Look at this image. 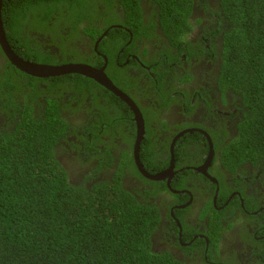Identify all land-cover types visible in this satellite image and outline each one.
Listing matches in <instances>:
<instances>
[{"label":"trees","instance_id":"1","mask_svg":"<svg viewBox=\"0 0 264 264\" xmlns=\"http://www.w3.org/2000/svg\"><path fill=\"white\" fill-rule=\"evenodd\" d=\"M41 1H51L49 4L56 8L64 5L63 10L76 17L84 16L88 25H95L96 20L103 16L98 2L102 1L109 12L113 8L112 0ZM152 1L157 5L158 12L154 13L158 14L166 39L177 49L179 57L185 55L190 60L195 55H203L202 58L208 57L212 62L221 61L214 75L217 89H231L246 108L236 139L233 138L231 144L225 147L228 157L264 166V0H214L202 5L206 6L209 11L206 15L210 17L197 22L198 26L204 24V28L195 37H188L195 28L190 19L193 0ZM118 2L124 10L133 12L130 16L135 14L139 18L141 0ZM20 3V0L8 3V10L2 12L4 25L15 24L21 16L17 15L16 9V4ZM72 7L77 12L72 11ZM109 17L104 16L97 27L112 23ZM151 22L148 21L147 25L154 32V22ZM11 28V37H15L17 30L14 26ZM86 32L94 36L99 33L93 30ZM204 37L209 41L206 42ZM191 38L195 39L194 42ZM75 51L80 53L78 48ZM1 53L4 54L3 51ZM167 53L173 56L171 50ZM155 59L158 65L168 64L165 60ZM70 60L78 61L80 57ZM2 62L0 59V264H184L171 251L166 253L157 246L152 238L159 225L161 211L165 208L169 210L173 203L163 202V199L152 202L146 198L143 202L130 191L133 183L127 188L123 181L125 176L144 179L131 157L134 135L122 130L126 126L134 132L136 130L128 106L98 84L101 86L99 91L93 89L89 93L93 107L102 109L93 127L87 128L75 119L69 120L63 111L72 108L74 96L68 101L70 104L62 106L55 100L56 95L73 91L76 84L83 88L94 83L85 76L67 74L52 78L54 81L48 82L47 87L41 86L39 90L42 93L39 94L44 102L38 105V110L33 106L36 100H30L31 104L19 108L17 101L27 94L23 93L24 90L27 86L32 88L37 78L18 70L10 61L11 69H7V63L3 66ZM170 68L173 67L170 65L168 70ZM111 77L120 88L139 101L133 91L144 93L155 85L159 95L165 93L161 78H150L145 84H140V78L130 73L116 71V77ZM186 77L190 79L192 75L186 73ZM99 92L103 93L109 106L100 103ZM6 94L10 96L7 98ZM15 97L19 98L15 100ZM184 99L179 98L180 103ZM112 107L116 111L114 116L108 114ZM156 126L147 121L140 150L141 160L151 174L160 168L153 151L155 145L152 138ZM162 128L166 130L164 126ZM82 130L84 136L78 137L79 142L92 133L86 140L87 150L84 153L90 160H96L98 167L92 168L90 162L82 161L80 144L73 142V137ZM211 135L215 145L217 142L220 144L221 140ZM186 136L191 137L189 141L203 138L199 132L187 133ZM116 138L130 142V152L123 155L116 152L122 156L117 162L112 153L117 148ZM76 144L77 152L72 153L68 147L73 149ZM101 145L105 146V150L97 147ZM216 149L219 146L216 145ZM174 156L179 160L181 153L178 149ZM68 158L77 166L68 167ZM218 180L215 190L223 188L222 179ZM146 181L155 185L154 190L149 191L153 196L163 189L168 191L162 181ZM177 184L178 179L172 182V186ZM171 196L177 198L175 194ZM219 196L224 198L226 194ZM158 204L165 207L159 209ZM262 209L264 211V207ZM184 210H176L179 219ZM168 219H171L169 215ZM253 222H263L264 225V214ZM245 228L241 232L250 235L252 244L258 246L259 252H254V255L258 260L264 259V240L253 237ZM192 230L189 227L184 232L188 234ZM210 231H206L210 241L206 246L208 253L205 243L200 251L204 257L203 264L225 258L220 249L223 246L222 251H225L227 244ZM228 264L240 262L236 259Z\"/></svg>","mask_w":264,"mask_h":264},{"label":"flooded vegetation","instance_id":"2","mask_svg":"<svg viewBox=\"0 0 264 264\" xmlns=\"http://www.w3.org/2000/svg\"><path fill=\"white\" fill-rule=\"evenodd\" d=\"M20 1V4H16V9L17 15L21 16L17 18L15 24L11 22L13 25H5L6 38L9 45H12H10L11 49L18 53H16L17 55L21 54L19 56L32 62L51 66L83 62L90 64L93 68L101 69L106 65L105 73L117 87L119 86L111 77V75L116 77V71L139 77L140 84H145L150 78L153 80L162 79V88L165 93L159 95L160 92L155 90V85L151 88L148 87L150 91L144 93L133 91L140 101L119 87L139 107L145 122V134L147 121L157 125L152 139L153 145H155L153 149L155 161L159 162L160 168L154 174L162 173L171 167L172 148L174 155L177 149L181 153L179 160L174 156L172 167L174 174L170 186L166 182L168 179L161 180L165 183L168 191L163 189L160 194L151 195L149 191L152 192L155 185L146 181L150 179L142 175L138 168L139 175L144 179L136 176H125L123 179L127 188L131 182L133 183V188L130 191L143 202H146V198L152 202L163 199V202L167 200L173 203L174 206H171L169 210L165 208L161 211L159 225L155 230V233L161 231L159 236L161 241L157 243V246L166 250V253L171 251L184 264H203L204 257L200 251L203 249L204 243L206 249L209 241L206 231L209 227L211 234L227 243L225 258L210 262V264H228L236 259L241 260L240 264H263L264 259L258 260L255 255L246 254L240 248L245 247L247 250L256 248V252H259L257 247L252 245L250 235L241 232L245 226H247L245 230L251 232L253 237H261L260 241L264 240V227L248 226L251 221L261 218L264 214L262 209L264 207V171L262 172L264 166L260 162V164H255L239 161L237 157L233 160L225 152V147L231 144L238 135L239 122L243 118L246 108L240 103L241 98L231 89H217L214 75L222 62H212L208 57L202 58L203 55H195L190 60L185 55L179 57L177 49L172 47L166 39V33L162 30L157 18L158 14L154 13L158 12L157 5L152 0H141L139 18L135 14L130 16L133 12L124 10L118 0L111 1L113 8L110 12L107 6L102 4V1L98 2L102 18L110 15L109 18L112 19V23L109 25L98 27L97 24L102 18L96 20L95 25H88L84 16L71 15V12L63 10L64 5L62 6V4L60 8H56L55 5L49 4L51 1ZM213 1L193 0L190 19L195 28L192 30L191 36L188 37H195L204 28V24L198 26L197 22L210 16L206 15L209 11L206 6L202 5ZM9 2L11 3L12 0H3V13L8 10ZM72 11H76V9L72 7ZM148 21L154 22V32L148 28ZM13 26L17 30L15 37H11V27ZM86 30L99 31V33L97 32V36H94L87 33ZM204 39L206 42L209 41V38L204 37ZM194 40L192 39L193 42ZM76 48L80 53L75 51ZM167 50L172 51V57L168 56ZM73 57H80V60L71 61L70 59ZM155 58L165 60L168 64L158 65ZM0 59L3 61V66L7 63V69H11V64L5 53L0 54ZM170 65L173 68L168 70ZM186 73L192 75V78L188 79ZM53 81L51 79H35L32 88L27 86L23 92H27V94L17 101L18 107L31 104L30 100H36L33 106L38 110V105L44 102V98H40L39 94L41 86L47 87L48 82ZM92 82L94 84L83 88L76 84L73 91L57 94L55 97V100H58L63 106L70 104L68 101L74 96L72 108L69 107L63 111L64 115L69 120L75 119L87 128H92V124L102 113V109L94 108L90 102L92 95L89 93L93 89L101 87L97 82ZM22 85L25 84L22 82ZM134 89L138 90L137 87ZM97 95L100 97V103L103 106L107 105L105 102L107 99L103 97V93L99 92ZM5 96L8 98L10 95L6 94ZM19 97H15V100ZM184 97L187 100L184 99L180 103L179 98ZM123 102L133 114L132 121L137 127L133 111L125 101ZM60 107L58 106V108ZM115 113V109L110 108L108 114L114 116ZM3 118L6 119V116L3 115ZM122 130L133 134L135 141L136 130L135 132L130 130L129 126ZM194 132L201 133L203 138L199 141H189L191 137L186 134ZM211 134L221 140L220 144L216 143L219 149H216ZM91 135L90 132L82 142H79L78 137L84 136V130L79 131L73 137V142L80 144L82 161L90 162L94 168L98 167L97 161L90 160L84 153L87 150L86 140ZM116 142H118L117 148L112 153L117 162L121 155L130 152V142L120 138H116ZM63 145L66 148V144L63 143ZM97 147L105 150L103 145ZM65 148L62 150L63 153ZM68 148L72 153L77 152V144L73 149L72 146ZM211 151L212 157H210ZM116 152H122V154L117 155ZM131 154L133 157V151ZM68 159L66 163L68 167L77 166L70 158ZM142 165L146 170L143 162ZM109 168L112 169L113 166L110 165ZM100 174L104 176L105 172ZM176 179H178V184L172 186V182ZM218 179H222L223 188L215 190V184L219 183ZM222 193H225L226 197L221 198L219 195ZM172 194L177 195V198L173 199ZM158 207L161 209L165 205L158 204ZM189 207L190 209H187ZM179 209L186 210L181 213V219L177 218L178 222L173 229L168 214L172 219V216H177L176 210ZM202 215L203 217H201ZM182 222L185 225L181 224ZM189 225L194 230L186 234L183 230ZM232 244L234 245L231 246ZM222 248L223 246L220 252H222ZM206 253H208V247Z\"/></svg>","mask_w":264,"mask_h":264},{"label":"water","instance_id":"3","mask_svg":"<svg viewBox=\"0 0 264 264\" xmlns=\"http://www.w3.org/2000/svg\"><path fill=\"white\" fill-rule=\"evenodd\" d=\"M2 1L0 0V44L3 48V52L9 59L12 65H15L16 68L26 74H29L34 77L38 78H49V77H56L61 75L67 74H78L85 76L89 79L95 80L100 85L104 86L107 90L112 92L114 95L119 97L121 100L125 101L133 111L135 115V122H136V138L134 141V161L139 169L140 173L144 175L146 178L154 181H161L168 179L167 185L170 186L171 178L173 176V163H174V151L173 148L171 149L172 157H171V167L168 169L171 173H157L151 174L143 167L140 158V148L143 137L145 135V122L143 115L133 101V99L127 95L124 91H122L119 87H117L113 81L106 75L105 68L106 65L103 66L101 69H96L88 65L84 64H69V65H62V66H51V65H40L34 63L32 61H28L17 55L9 46L5 38V32L3 29V24L1 21V7ZM210 157H212V151L210 152ZM161 233V231L159 232ZM154 243L157 245L159 239L157 237H153Z\"/></svg>","mask_w":264,"mask_h":264},{"label":"bare ground","instance_id":"4","mask_svg":"<svg viewBox=\"0 0 264 264\" xmlns=\"http://www.w3.org/2000/svg\"><path fill=\"white\" fill-rule=\"evenodd\" d=\"M2 5H3V1H2ZM1 21H2V24H3V29H4V32H5V38L7 37V33H6V30H5V25H4V21H3V17H2V7H1ZM6 41H7V43H8V40H7V38H6ZM9 44V43H8ZM10 46V45H9ZM1 51H3V48H2V46H1V44H0V53H1ZM15 52V51H14ZM17 53V52H16ZM18 54V53H17ZM19 55H21V54H19ZM21 57V56H20ZM23 58V57H22ZM23 59H25V60H28V59H26V58H23ZM9 60V59H8ZM28 61H30V60H28ZM35 63V62H34ZM67 63V62H66ZM37 64H39V63H37ZM70 64H84V65H88V66H91L90 64H87V63H83V62H74V63H70ZM40 65H46V64H40ZM67 65H69V64H67ZM92 67V66H91ZM26 74V73H25ZM28 76H31V75H29V74H27ZM66 75V74H65ZM61 76H63V75H61ZM31 77H34V76H31ZM58 77H60V76H58ZM35 78H37V79H52V78H54V77H49V78H38V77H35ZM94 122V121H93ZM213 141V140H212ZM132 159H133V161H134V154H133V157H132ZM134 163H135V161H134ZM142 163V162H141ZM162 172V171H161ZM164 172H166V173H171L168 169L167 170H165ZM164 172H162V173H164ZM173 172H174V170H173ZM172 174V173H171ZM174 174V173H173ZM172 218L173 219H170V223L172 224V227H173V229H174V227H175V223L176 222H178L177 221V218H178V216H172ZM181 224H183V225H185L184 224V222H182ZM187 224V223H186ZM261 225V226H260ZM248 226H251V227H255V226H257V227H264V225L263 224H261V223H259V222H253V221H251L249 224H248ZM189 227H191L192 228V226H188V228ZM210 228L208 227V229L207 230H209ZM185 230H186V227H185ZM185 230H183V232L185 231ZM227 244V243H226ZM234 244H232L231 246H233ZM253 246H255L254 244H252ZM258 247V246H257ZM241 249V251L242 252H244V253H246V254H250V255H254V252H256V248L255 249H250V250H247L245 247L244 248H240ZM258 250V249H257ZM222 255L223 256H225V251H222ZM173 256H175L176 257V255H174L173 254ZM255 258H257V255H255ZM239 262H241V260H239ZM263 264H264V261H263Z\"/></svg>","mask_w":264,"mask_h":264},{"label":"clouds","instance_id":"5","mask_svg":"<svg viewBox=\"0 0 264 264\" xmlns=\"http://www.w3.org/2000/svg\"><path fill=\"white\" fill-rule=\"evenodd\" d=\"M103 68V67H102ZM72 75H74V74H72ZM107 75V74H106ZM92 80V79H91ZM93 81H95V80H93ZM96 82V81H95ZM99 84V83H98ZM102 86V85H101ZM104 87V86H103ZM139 108V107H138ZM146 135V134H145ZM145 135H144V137H145ZM144 137H143V139H144ZM143 141V140H142ZM133 150H134V147H133ZM140 150H141V148H140ZM140 158H141V154H140ZM135 164V163H134ZM136 165V164H135ZM137 167V166H136ZM169 215V214H168ZM174 215V214H173ZM173 219V218H172ZM176 224V223H175ZM154 235H156V237L159 239V236H160V233L159 232H156ZM154 235L152 236V238L154 237ZM159 241H161V239L159 240Z\"/></svg>","mask_w":264,"mask_h":264},{"label":"rangeland","instance_id":"6","mask_svg":"<svg viewBox=\"0 0 264 264\" xmlns=\"http://www.w3.org/2000/svg\"><path fill=\"white\" fill-rule=\"evenodd\" d=\"M154 234H155V232H154Z\"/></svg>","mask_w":264,"mask_h":264}]
</instances>
